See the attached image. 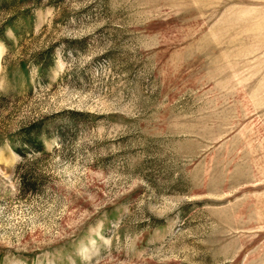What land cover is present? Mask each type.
Listing matches in <instances>:
<instances>
[{
    "label": "rangeland",
    "instance_id": "obj_1",
    "mask_svg": "<svg viewBox=\"0 0 264 264\" xmlns=\"http://www.w3.org/2000/svg\"><path fill=\"white\" fill-rule=\"evenodd\" d=\"M0 264H264V0H0Z\"/></svg>",
    "mask_w": 264,
    "mask_h": 264
},
{
    "label": "trees",
    "instance_id": "obj_2",
    "mask_svg": "<svg viewBox=\"0 0 264 264\" xmlns=\"http://www.w3.org/2000/svg\"><path fill=\"white\" fill-rule=\"evenodd\" d=\"M2 32H3V30L0 33H2ZM0 39H5V38H3L2 34H0Z\"/></svg>",
    "mask_w": 264,
    "mask_h": 264
}]
</instances>
